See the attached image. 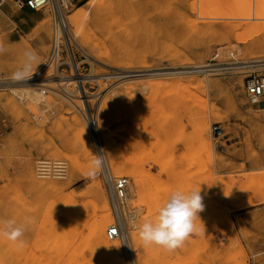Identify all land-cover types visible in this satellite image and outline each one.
Wrapping results in <instances>:
<instances>
[{
	"label": "rangeland",
	"instance_id": "obj_1",
	"mask_svg": "<svg viewBox=\"0 0 264 264\" xmlns=\"http://www.w3.org/2000/svg\"><path fill=\"white\" fill-rule=\"evenodd\" d=\"M39 11L20 35L0 10V220L34 218L23 248L0 239V264H264V111L244 86L264 60V0H74L56 69L53 15ZM102 155L129 179L130 251L116 237L115 255L92 232L100 191L115 239ZM174 190H200L201 234L145 247L139 224Z\"/></svg>",
	"mask_w": 264,
	"mask_h": 264
},
{
	"label": "clouds",
	"instance_id": "obj_2",
	"mask_svg": "<svg viewBox=\"0 0 264 264\" xmlns=\"http://www.w3.org/2000/svg\"><path fill=\"white\" fill-rule=\"evenodd\" d=\"M99 164V161H96ZM204 210L200 190H174L157 208L155 218L139 224L138 237L145 247L159 246L174 251L184 245L193 235L201 234L198 226L199 213ZM34 223V218L24 217L17 225L14 219L0 220V239L12 242L18 248L25 246L23 239L26 226ZM202 223V222H201Z\"/></svg>",
	"mask_w": 264,
	"mask_h": 264
},
{
	"label": "built area",
	"instance_id": "obj_3",
	"mask_svg": "<svg viewBox=\"0 0 264 264\" xmlns=\"http://www.w3.org/2000/svg\"><path fill=\"white\" fill-rule=\"evenodd\" d=\"M7 0H0V7ZM74 0H15L16 8L29 6L35 10L49 8L53 15V38L50 55L46 61V66L59 68L65 62L58 59L62 54V42L64 38V17L65 11L69 8V4ZM255 64L246 65L248 74L244 80V86L247 96L251 101H255L264 96V60H258ZM72 69V68H71ZM261 71V72H260ZM103 174L108 182L109 197L114 221L108 226L107 234L109 238L120 237L124 240L125 249L129 250L128 237L126 235L125 216L128 207L129 198V179L128 177H114L110 171L104 156H100Z\"/></svg>",
	"mask_w": 264,
	"mask_h": 264
},
{
	"label": "bare ground",
	"instance_id": "obj_4",
	"mask_svg": "<svg viewBox=\"0 0 264 264\" xmlns=\"http://www.w3.org/2000/svg\"><path fill=\"white\" fill-rule=\"evenodd\" d=\"M84 18H85V16H84ZM78 19H79L78 16L77 17L75 16V18H73V20L71 18L72 22L77 24V26L79 24L78 23ZM82 21H83V19H82ZM33 75H35V74H33ZM63 76H67V75H63ZM25 77L27 78V76H25ZM62 80L63 79H59L58 81H55V84L61 85ZM46 84H48V83L44 82V83H41L40 85H46ZM52 89L56 90V88H53V87H52ZM35 90H36L35 92L31 91V92H33L32 95L37 100L42 101L43 98H44L43 93L41 91H39V89H38V92H37V89H35ZM252 108L254 110L264 111V98L261 97V98L255 100V101H253ZM75 136H76V138L78 140V143L81 145L82 154H83V158H84V160L86 162V165H87L89 171L91 173H93L97 169V165H96L95 158L91 154L93 149L91 148V144H90V141H89L88 133L84 129H78L75 132ZM135 180L139 181L137 179H135ZM45 183H50V184L54 185L56 182L48 181V182H45ZM136 184H137V182H136ZM96 194H97L98 215H97L96 220L93 223V228H92L93 236H94V239H95V241L97 243L101 244L108 252H110L113 255H115V254L119 253V251H120L119 239L115 238L114 240L111 241L104 234V227H105L106 223L108 222V220L111 218V212H110L109 204H108L106 196L102 192L98 191ZM117 264H124V261L122 259L118 260Z\"/></svg>",
	"mask_w": 264,
	"mask_h": 264
},
{
	"label": "crops",
	"instance_id": "obj_5",
	"mask_svg": "<svg viewBox=\"0 0 264 264\" xmlns=\"http://www.w3.org/2000/svg\"><path fill=\"white\" fill-rule=\"evenodd\" d=\"M15 0H7L1 7V12L10 19V21L16 24V33L18 34H28L36 26L37 20L41 17L39 10L30 8L29 6H24L23 8H16L14 4ZM220 238L222 234L217 233Z\"/></svg>",
	"mask_w": 264,
	"mask_h": 264
}]
</instances>
